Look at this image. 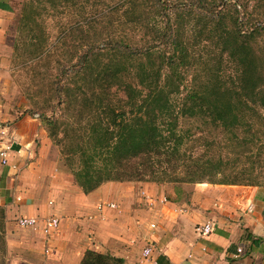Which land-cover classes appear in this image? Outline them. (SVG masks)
Listing matches in <instances>:
<instances>
[{
  "label": "trees",
  "instance_id": "16d2710c",
  "mask_svg": "<svg viewBox=\"0 0 264 264\" xmlns=\"http://www.w3.org/2000/svg\"><path fill=\"white\" fill-rule=\"evenodd\" d=\"M57 1L68 2L25 0L23 8L42 16L39 8L51 3L56 7ZM128 1L132 14L138 15L143 0ZM153 1L165 19L155 43L129 53L128 43L109 36L100 47L87 48L69 67L62 65L64 75L68 70L74 73L58 82L57 106L74 118L66 123L42 115V120L55 144H63L61 152L74 182L85 194L110 181L171 183L177 192L183 184H255L253 177L246 183L244 172L221 155L186 149L191 137L180 120H202L211 130L229 135L231 144L264 148V21L241 25L240 4L232 0ZM228 4L234 14L224 9ZM30 15H23V27L30 24ZM159 44L171 50L166 60L171 70L166 73L162 63L151 59L157 50L163 55ZM36 46L33 58L40 59L44 48ZM197 49L205 53L197 56ZM98 50L114 58L104 62L96 56ZM118 55L141 60L132 65V79L123 78L126 60ZM138 55H145V60ZM197 63L202 70L183 91L185 68H196ZM67 127L73 135L68 136ZM206 148H212L210 142ZM4 226L5 212L0 208L3 251ZM123 263L121 257L92 249L85 250L79 262Z\"/></svg>",
  "mask_w": 264,
  "mask_h": 264
},
{
  "label": "crops",
  "instance_id": "0c3cea01",
  "mask_svg": "<svg viewBox=\"0 0 264 264\" xmlns=\"http://www.w3.org/2000/svg\"><path fill=\"white\" fill-rule=\"evenodd\" d=\"M11 1L0 0V75H6L9 63L19 56L23 15H28L20 9L18 35L10 42ZM6 106L0 97V122H9L2 126L3 138L13 140L9 162L0 160V208L7 239L15 245L42 249L63 260L73 257L77 264L87 249L121 257L123 264H264V187L203 182L180 185L177 192L171 183L110 181L85 194L73 176L64 175L49 160L50 142L41 120L29 114L8 115ZM141 191L152 197L150 205ZM162 197L167 201L160 202ZM110 202L117 208L97 211L99 203ZM248 205L253 206L250 212ZM46 214L61 219L58 233L49 238L17 227L20 215ZM209 220L213 232L200 237L197 225ZM147 222L156 227L148 228ZM15 229L28 235L21 240L11 232ZM146 245L152 247L147 257ZM238 247L242 253L235 257Z\"/></svg>",
  "mask_w": 264,
  "mask_h": 264
},
{
  "label": "rangeland",
  "instance_id": "374dc122",
  "mask_svg": "<svg viewBox=\"0 0 264 264\" xmlns=\"http://www.w3.org/2000/svg\"><path fill=\"white\" fill-rule=\"evenodd\" d=\"M11 2L14 11L7 26V38L10 42L15 35H18L15 33L16 22L25 0H13ZM232 2L239 3L241 6H238L241 11L240 21L243 23L241 25L250 27L253 19L264 21V0H232ZM52 5V3L49 6L46 4L45 8H39L42 16L37 14L38 11H28L31 15L27 17L31 21L27 27L24 26L21 29L23 36L21 39L23 41L21 42L22 46L19 48V56L13 60V63H9L7 74L0 75V97L2 104H6V107H8V115L11 113L14 116H20L21 114L35 115L41 120L46 131L47 127L42 120V115L53 117L60 122L66 121V123L74 118V114L65 115L57 106L58 94L56 87L58 82L65 77V80L70 79L74 73L68 70L64 75L62 65L69 67L78 60L87 48L93 45L100 47V41L109 36H114L128 43L130 45L128 51L132 53L135 47L139 48L149 43H155L165 26V19L161 16L159 9L154 6L153 0H143L138 15L132 14L130 10L131 3L128 0H68L67 3L63 4L57 1L56 7H51ZM224 9L234 14L232 4H228ZM34 21H38V23ZM36 44H42L44 48V53L39 56L40 59L33 58V51L37 49ZM159 45V49H164L163 55L159 54L157 50L151 59L156 65L162 63V71L166 73L171 70L166 62L171 50L167 44ZM98 51L96 56L100 55V59L104 62L114 58L112 53H107L106 50ZM202 53H205L204 49H197V56ZM138 56L145 60V55ZM118 57L126 60L125 67L121 68L123 78L126 80L132 79L134 77L133 72L131 73L134 69L133 66L141 60L139 57L131 58L121 55H118ZM201 70L200 63L196 64V68L186 66L183 78L184 84L181 87L183 91L189 87L192 77ZM227 70L231 71L230 68H227ZM131 82L133 85H137L135 80H131ZM201 121L180 120V126L187 130L188 136L191 137V142L186 149H192L199 154L207 151L212 155H221L230 163H234L238 170L244 172L247 177L246 183H251V177H253L256 179L253 185L264 187V148L257 150L254 147L251 149V145L242 146L236 142L231 144L228 141L229 135L211 130L205 124L206 122L202 121L201 123ZM7 123L9 122H0V126H5ZM63 127L61 126V130L57 133L60 137ZM67 128L68 136L73 135L69 130L70 128ZM47 136L51 148L49 160L64 175L72 176L65 160V154L61 152L63 144H55L52 138L49 137V131ZM247 139H250L249 136H247ZM209 142L212 147L210 150L206 148ZM146 202L150 205L148 201ZM51 206L55 207L54 201ZM149 223L147 222L148 228H150ZM4 230L5 245L3 246L4 251L1 250L0 245L2 251V253L0 252V264H77L73 257L63 260V256L46 255L42 249L30 250L22 247L24 246L22 244L20 246L15 245L12 240L7 239L6 225ZM11 232L19 235L21 240L28 235L19 233L21 230L17 229L11 230Z\"/></svg>",
  "mask_w": 264,
  "mask_h": 264
},
{
  "label": "built area",
  "instance_id": "2783aa9c",
  "mask_svg": "<svg viewBox=\"0 0 264 264\" xmlns=\"http://www.w3.org/2000/svg\"><path fill=\"white\" fill-rule=\"evenodd\" d=\"M5 128L0 126V160L2 163H8L9 162V155L11 151L13 150V140H9L6 138L4 140L3 137L6 135ZM141 195L148 201L149 203H152V197L145 193V191H141ZM21 197H17V200H20ZM167 201L166 197H162L160 199V202ZM51 203V201L49 202ZM104 207H109L112 209L117 208V205L113 202L110 203H99L96 206V209L99 213H102V210ZM246 210L248 212L253 210L252 205H248ZM88 218H92L91 216H88ZM16 224L18 227L22 229H27L32 232H39L42 235H44L45 238H49L55 234L58 233L60 229V223L61 219L56 214H46L43 216H27V215H20L16 219ZM150 229H154L156 227L155 222L149 223ZM214 230V223L213 221H206L204 223H201L197 225L196 231L199 234L200 237H206ZM152 251L151 245H146V247L143 250V255L145 257L149 256ZM240 253H242V248L238 247L236 249V255L237 257Z\"/></svg>",
  "mask_w": 264,
  "mask_h": 264
}]
</instances>
